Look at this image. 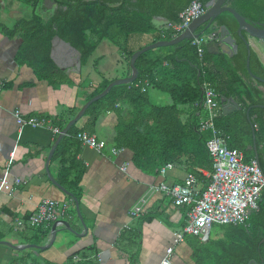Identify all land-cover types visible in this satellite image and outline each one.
I'll list each match as a JSON object with an SVG mask.
<instances>
[{"label":"crops","instance_id":"obj_1","mask_svg":"<svg viewBox=\"0 0 264 264\" xmlns=\"http://www.w3.org/2000/svg\"><path fill=\"white\" fill-rule=\"evenodd\" d=\"M52 9L46 8L43 1L33 8L26 0H0V183L3 178L11 183L20 180L12 194L2 190L0 185V264H160L165 250L174 245L175 234L185 226L187 209L173 206L168 194L159 188L181 184L191 167L178 162L161 175L160 169L165 164L159 159L137 161L133 151L117 147L116 129L126 114L125 105L120 104L123 107L120 115L116 111L104 113L94 125L89 123L85 112L69 128L104 141L105 147L100 153L74 136L67 138L68 130L46 167L56 137L89 96H95L112 81L130 75L129 60L108 40L98 44L84 65L79 52L58 36L50 43L49 60L53 69H35V54H31L28 61H18L22 38L11 34L12 29L19 21L30 19L33 13L46 21ZM163 24L164 21L156 19L159 28ZM203 31L200 26L196 33ZM243 34L251 51L264 65V42ZM153 39L150 35L132 36L128 46L137 51L153 43ZM205 40L204 46L210 52L228 51L222 43L220 49L216 44L205 45L211 37ZM147 93L148 100L155 106L171 104L170 96L161 89L150 85ZM180 109L186 121L189 107ZM16 112L26 120H44L45 125L19 129ZM205 117L204 112L198 115L197 127ZM200 133L209 139V132ZM63 144L66 152L60 150ZM112 148L122 151L114 155ZM74 164L77 169L70 171L66 184H61V176ZM122 166L126 167L125 171ZM47 169L66 191L72 195L73 190L79 192V199L75 198L80 216L72 198L52 184ZM193 169L200 175L195 174L203 186L209 170ZM77 175L79 182L73 184ZM44 198L67 206L72 217L64 221L69 223L70 231L55 226V237H52L53 223L32 227L26 222ZM135 205L143 206L144 213L131 218L129 211ZM15 219L24 220L20 230L14 229ZM205 237L183 236L174 247L172 264H193L195 243Z\"/></svg>","mask_w":264,"mask_h":264},{"label":"trees","instance_id":"obj_2","mask_svg":"<svg viewBox=\"0 0 264 264\" xmlns=\"http://www.w3.org/2000/svg\"><path fill=\"white\" fill-rule=\"evenodd\" d=\"M26 1L37 8L44 0ZM51 1L55 8L51 10L49 19L44 21L33 13L30 19L19 21L11 31V34L16 33L22 38L18 61H28L30 55L35 54L37 70L53 69L49 50L55 36L79 52L82 65L103 40L110 41L130 60L135 52L128 46L132 36L150 35L154 37L153 43L173 40L179 32L168 24H180V12L193 0ZM195 1L206 6L211 0ZM225 5L246 21L263 28L264 0H227ZM156 19L164 21L160 28ZM221 26L235 39L237 51L234 54L210 52L202 45L203 54L199 57L191 40H184L150 49L137 57L138 77L135 82L146 81L148 87L151 85L165 91L172 100L169 106L151 104L148 87L141 92L134 83L118 85L88 107L89 123L94 125L104 113L116 111L120 115L123 112L120 104L125 105L126 114L116 129L117 147L133 151L137 161L159 159L163 164L184 163L200 177L193 168L211 170V160L206 151L208 138L197 130L196 125L198 115L206 114L202 107L203 89L209 85L218 93L219 104L224 97L232 98L240 106L228 115L220 113L215 119L216 127L227 137L228 148L240 151L244 163L255 160L257 156L256 161L264 174V65L250 50V71L262 81L248 75L247 50L237 34L238 23L229 12L218 15L201 37L219 41ZM183 106L189 107L186 121L182 119L184 111L180 108ZM73 129L69 130L67 138L74 136L77 139L79 132ZM60 150L65 151L64 144ZM76 167L74 164L67 169V173L61 176V184H66L70 171ZM78 178L79 175L72 183L79 182ZM73 195L79 199L78 191L73 190ZM257 208L243 225L212 226L209 234L195 243L193 264H248L251 260L264 264V192Z\"/></svg>","mask_w":264,"mask_h":264},{"label":"built area","instance_id":"obj_3","mask_svg":"<svg viewBox=\"0 0 264 264\" xmlns=\"http://www.w3.org/2000/svg\"><path fill=\"white\" fill-rule=\"evenodd\" d=\"M205 11V6L193 0L180 12V24H168V26L180 34ZM205 41V38L201 36L191 40L192 44L197 47L199 57L203 54L202 45ZM133 83L136 88H140L141 92H145L148 87L146 81ZM202 107L206 112V117L197 130L210 133L206 142V151L211 160V170L208 172L207 182L203 186H200L194 173L188 172L181 184L163 185L159 188L164 189L168 194L173 206L187 209L185 226L175 234L174 245L165 250L160 264H172L171 257L174 247L182 241L185 235L203 238L212 226L245 224L249 215L257 210V203L264 192V174L257 161L251 160L249 163H244L242 153L235 149H229L226 135L216 127L215 119L220 114L219 95L209 85L204 86L203 89ZM15 117L19 129L27 126L39 128L45 125L44 120L36 118L26 120L21 118L17 112ZM53 132H57V130H53ZM76 137L83 145L98 153L105 147L104 141H98L86 132H79ZM121 151L117 148L111 149L114 155ZM172 167V164L162 166L161 175H164ZM121 169L125 171L126 167L122 166ZM19 183V179H15L11 183L3 178L0 185L2 190L12 194L15 186ZM143 213V206L135 205L129 211V216L137 218ZM71 217L72 214L65 204L44 198L27 217L26 222L32 227L49 223L60 226L61 221ZM22 227H24V220L15 219L14 229L20 230ZM75 260L79 261V258L75 257Z\"/></svg>","mask_w":264,"mask_h":264},{"label":"water","instance_id":"obj_4","mask_svg":"<svg viewBox=\"0 0 264 264\" xmlns=\"http://www.w3.org/2000/svg\"><path fill=\"white\" fill-rule=\"evenodd\" d=\"M226 1L227 0H211L210 2H208V4L205 6L206 7L205 13L203 15H201L199 18L193 20L189 24V26L183 32H181L177 37H175L173 40H171V41H157V42H154L150 45L143 47L140 50L135 51L129 60L130 75L126 78H120V79H116V80L112 81L111 83H109L106 86V88L102 92H100V93L96 94L95 96H93L92 98H90L80 108L78 114L65 126V128H63L61 130L59 135L56 137V139H55V141H54L53 145L51 146V149L48 153V157L46 160V167L48 166L49 161L52 158L53 152L56 149V147L59 144L62 137L64 135H66L69 128L73 124H75L84 115L87 108L92 103H94L95 101H98L99 99L104 97L111 90L112 87L118 86V85L132 84L137 79L138 70L135 67V61L139 55H141L142 53H144L145 51H148L150 49H154L157 47L170 46V45H174V44H177L179 42H182L184 40H192V39L200 37L203 34V32L196 33L197 28L205 25L206 26V27H204V30H205V28L209 27L210 24H212L214 22L216 17L223 12H229L230 14H232L238 23L237 34L239 35L241 40L244 42L246 50H247L246 69H247L248 75L254 80L262 81L260 78L256 77L250 71L249 59H250L251 48H250L248 39L244 36L243 33H246L249 36L264 42V25H263V28H259V27L255 26L254 24L246 21V19L244 17H242L241 15H239L234 9L226 6L225 5ZM43 4L48 9L55 8L54 2L51 0H44ZM218 33H219V38H220L219 41H215V40L211 39V41H209V43L205 44V45L216 44L217 48H218V46L222 43V44L226 45L228 48V51L226 53H228L230 55L234 54L237 51V45L235 43V39H233L231 37V35L228 33L227 29L224 26H221L219 28ZM219 49H220V46H219ZM219 52H225V51L219 50ZM220 101L222 103V112H221L222 115H228V114L240 109V106L232 98L227 99V98L223 97V98H221ZM252 135H253V139H254V134H252ZM253 148H255L254 144H253ZM256 159H257V156H255V160ZM47 173H48L47 174L48 178L50 179L52 184L54 186H56L58 189H60L66 196L72 198V200L74 201V204H75L76 213L80 216V208H79L78 200L70 192L66 191L60 184H58L51 177L48 169H47ZM55 226H57V225L53 224L52 229H51L52 230L51 231L52 237H55V233H56ZM60 226L66 227L70 231V227H69L68 222L61 221ZM52 241L53 240H51L50 242H52ZM263 241H264V239H263ZM248 264H257V263L254 260H251Z\"/></svg>","mask_w":264,"mask_h":264}]
</instances>
